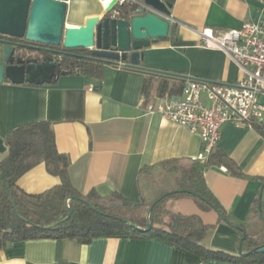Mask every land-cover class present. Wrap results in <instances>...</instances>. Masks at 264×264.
Returning <instances> with one entry per match:
<instances>
[{
  "label": "crops",
  "instance_id": "0c3cea01",
  "mask_svg": "<svg viewBox=\"0 0 264 264\" xmlns=\"http://www.w3.org/2000/svg\"><path fill=\"white\" fill-rule=\"evenodd\" d=\"M163 1L169 4L168 36L146 47L141 63L235 86L242 70L225 53L201 46L199 33L205 27L227 30L239 28L245 21H264V0ZM67 5L68 25H83L88 17L104 12L102 0H67ZM2 48L0 44V59ZM118 63L127 65L122 60L104 63L100 77L62 74L43 83L4 79L0 82V138L21 124L47 120L57 150L69 158V178L81 195L91 190L100 196L118 192L150 207L176 187L174 173L161 163L179 159L181 164H189L203 150V140L188 127L147 111L142 93L144 73ZM160 80L155 77L151 81L147 99L151 105L177 97L159 95ZM216 149L225 152L242 174L233 175L224 165L211 166L204 171L206 184L227 213L252 229L258 219L247 217L260 191L259 178L264 177V137L251 125L226 122L220 128ZM59 181L41 162L17 183L28 193H41ZM155 189L161 192L157 197L153 196ZM167 204L172 211L195 215L213 226L203 240L205 246L238 253L241 233L222 221L216 211L202 210L190 197L169 199ZM0 264L257 263L202 259L153 237H96L88 243L69 238L15 241L0 248Z\"/></svg>",
  "mask_w": 264,
  "mask_h": 264
},
{
  "label": "trees",
  "instance_id": "16d2710c",
  "mask_svg": "<svg viewBox=\"0 0 264 264\" xmlns=\"http://www.w3.org/2000/svg\"><path fill=\"white\" fill-rule=\"evenodd\" d=\"M125 11V5L116 7ZM73 54L65 55L60 62L62 74H92L100 77L104 61L88 57V49H64ZM140 60L137 66H128L142 71L145 75L142 93L147 103L151 81L161 78L157 84L159 95L181 93L183 84L189 77L182 73H170L144 66ZM57 76L51 80H56ZM172 81V83H171ZM251 126L264 137V121ZM5 150L0 156V248L15 242L39 238H69L79 243H88L96 237H153L166 241L176 247L194 253L202 259H218L230 262L264 264V201L261 196L259 209V190L254 197L248 219H258L261 225L248 229L242 220H237L219 203L204 179V171L211 166L224 165L233 175L242 173L225 152L216 147L203 161L192 160L187 165L179 159H168L161 163L163 168L174 173L176 187L166 195L162 194L152 204L149 214L150 227L147 229L146 217H128L123 209L140 206V201L126 198L118 192L100 196L91 190L81 195L72 185L68 166L69 158L60 153L55 145L51 122L32 121L10 130L2 139ZM1 155V154H0ZM43 162L49 174L57 176L59 183L41 193H28L17 183L29 169ZM148 167L143 168L145 172ZM261 185L264 177H260ZM264 189V187H263ZM263 194V190H262ZM190 197L202 210H214L228 225L241 233L238 253L209 248L204 245L213 226L204 224L195 215H183L166 208L169 199ZM149 208V207H148ZM56 225L45 228L52 222ZM246 218V219H247ZM246 237L242 238V231ZM239 249V247H238Z\"/></svg>",
  "mask_w": 264,
  "mask_h": 264
},
{
  "label": "water",
  "instance_id": "95a60500",
  "mask_svg": "<svg viewBox=\"0 0 264 264\" xmlns=\"http://www.w3.org/2000/svg\"><path fill=\"white\" fill-rule=\"evenodd\" d=\"M136 1L121 4L126 6V10L119 12L117 0H102L104 12L101 16L88 17L83 25H68L65 22L67 0H0V44L3 46L0 82L4 79L14 83L50 82V79L29 78L32 66L24 64L19 55L22 49L84 48L89 50L88 57L105 63L122 60L128 66H137L146 47L168 36L170 24L165 16L170 11L169 4L163 0ZM260 102L264 105V96ZM4 150L0 138V152ZM263 187L264 182L258 195L259 209ZM153 204L146 213L147 229ZM69 214L70 209L66 217L44 227L56 225ZM245 237L243 230L242 238ZM259 250L264 252V246Z\"/></svg>",
  "mask_w": 264,
  "mask_h": 264
},
{
  "label": "built area",
  "instance_id": "2783aa9c",
  "mask_svg": "<svg viewBox=\"0 0 264 264\" xmlns=\"http://www.w3.org/2000/svg\"><path fill=\"white\" fill-rule=\"evenodd\" d=\"M135 2L117 0L116 5ZM199 34L201 46L225 53L243 76L235 86L188 78L179 96L149 105L147 111L198 133L203 150L192 160L203 161L216 147L224 123L251 125L264 121V105L260 102L264 96V21H245L239 28L227 30L205 27Z\"/></svg>",
  "mask_w": 264,
  "mask_h": 264
},
{
  "label": "flooded vegetation",
  "instance_id": "af4514ba",
  "mask_svg": "<svg viewBox=\"0 0 264 264\" xmlns=\"http://www.w3.org/2000/svg\"><path fill=\"white\" fill-rule=\"evenodd\" d=\"M37 47L39 44H35ZM25 65L32 66L29 78L53 80L60 72V62L65 55L73 54L63 50L61 46L50 47L49 50L22 49L19 51Z\"/></svg>",
  "mask_w": 264,
  "mask_h": 264
},
{
  "label": "rangeland",
  "instance_id": "374dc122",
  "mask_svg": "<svg viewBox=\"0 0 264 264\" xmlns=\"http://www.w3.org/2000/svg\"><path fill=\"white\" fill-rule=\"evenodd\" d=\"M155 179H157V178H155ZM157 190L158 189H155V191H153L154 197H157L161 193L160 191H157ZM263 200H264V192H263ZM167 201H166V206H168ZM147 210H148V207L139 206V207H135L132 209H123V210H121L122 211L121 213L128 216V217H135V218L141 217V216L146 217ZM260 225H261V223L259 221H257V226L259 227Z\"/></svg>",
  "mask_w": 264,
  "mask_h": 264
}]
</instances>
